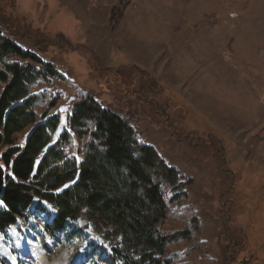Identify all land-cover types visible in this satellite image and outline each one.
Segmentation results:
<instances>
[{"label": "rangeland", "instance_id": "1", "mask_svg": "<svg viewBox=\"0 0 264 264\" xmlns=\"http://www.w3.org/2000/svg\"><path fill=\"white\" fill-rule=\"evenodd\" d=\"M0 25L63 78L35 90L58 96L52 141L89 95L190 180L206 254L179 264H264V0H0ZM55 215L36 199L0 259L118 264L117 239Z\"/></svg>", "mask_w": 264, "mask_h": 264}, {"label": "trees", "instance_id": "2", "mask_svg": "<svg viewBox=\"0 0 264 264\" xmlns=\"http://www.w3.org/2000/svg\"><path fill=\"white\" fill-rule=\"evenodd\" d=\"M53 79L63 78L4 36L0 25V233L38 199L56 211L50 233L84 215L94 231L118 240L111 250L118 264L203 257L206 244L188 200L190 180L126 120L80 95L70 106L68 131L52 141L60 116L50 110L59 99L35 90Z\"/></svg>", "mask_w": 264, "mask_h": 264}, {"label": "snow or ice", "instance_id": "3", "mask_svg": "<svg viewBox=\"0 0 264 264\" xmlns=\"http://www.w3.org/2000/svg\"><path fill=\"white\" fill-rule=\"evenodd\" d=\"M2 204H3V200H2V199H0V205H2ZM45 204H47V202H45ZM12 259H13V261H15L16 257H15V256H13V257H12Z\"/></svg>", "mask_w": 264, "mask_h": 264}]
</instances>
